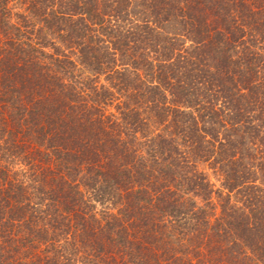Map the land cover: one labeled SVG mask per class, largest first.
I'll return each mask as SVG.
<instances>
[{
  "label": "trees",
  "instance_id": "16d2710c",
  "mask_svg": "<svg viewBox=\"0 0 264 264\" xmlns=\"http://www.w3.org/2000/svg\"><path fill=\"white\" fill-rule=\"evenodd\" d=\"M0 264H264V0H0Z\"/></svg>",
  "mask_w": 264,
  "mask_h": 264
}]
</instances>
